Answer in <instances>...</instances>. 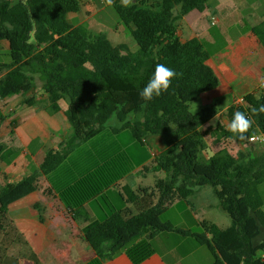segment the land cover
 <instances>
[{
    "label": "trees",
    "instance_id": "16d2710c",
    "mask_svg": "<svg viewBox=\"0 0 264 264\" xmlns=\"http://www.w3.org/2000/svg\"><path fill=\"white\" fill-rule=\"evenodd\" d=\"M215 4L216 0H133L125 8L114 0L111 6L139 47L132 52L126 44L114 45L104 34L90 38L86 28L73 26L67 16L81 10L80 0H0V42H8L10 58L0 64V98L32 93L39 77L48 97L46 109L56 113L59 103L66 101L71 124L68 137L46 154L37 172L0 192V220L13 203L37 191L39 177L45 176L49 187L44 193L56 194L75 220L88 222L84 205L132 172L130 158L120 145L97 139L116 116L120 126L115 133L130 130L139 142L149 136L170 137L154 167L166 179L152 192L125 188L127 201L137 213L114 209L103 221L83 227L96 254L88 264H105L122 250L133 264H141L154 252L152 241L164 232L194 238L209 250L214 264H264L260 193L264 156L248 153L236 158L223 149L202 158L207 143L201 128L217 111L213 107L191 111V104L216 90L220 81L200 39L182 42L177 24L192 11L203 12ZM253 31L264 45V22ZM157 64L178 76L167 92L144 101L139 93ZM244 101L227 110L229 121L234 112L242 111L254 121L246 135L264 133V113L252 112L264 105V88L247 94ZM25 103L35 105L36 99ZM137 114L142 120L131 121ZM216 137L248 141L235 138L220 125ZM206 186L230 217V227L203 221L202 233L194 234L161 221L175 199L188 202Z\"/></svg>",
    "mask_w": 264,
    "mask_h": 264
},
{
    "label": "crops",
    "instance_id": "0c3cea01",
    "mask_svg": "<svg viewBox=\"0 0 264 264\" xmlns=\"http://www.w3.org/2000/svg\"><path fill=\"white\" fill-rule=\"evenodd\" d=\"M80 1L81 10L68 14V21L75 27L86 28L90 38L104 34L110 40L111 37L106 34L109 30L106 18H110L108 11L112 6L104 0ZM257 4V0H216L214 8L203 12L194 10L177 24V35L182 42L200 39L210 53L209 64L220 81L216 90L200 97L212 103L209 107L217 111L201 131L205 139L211 134L214 140L222 142L221 150L226 149L236 158L248 153L255 157L264 156V149L250 150L244 142L216 137L217 127L220 125L227 129L230 122L227 110L240 98L261 89L259 81L264 77V45L253 28L264 22V10L256 13L253 8ZM111 33L112 38L121 34L118 30ZM0 44L4 45V51H9L8 42L2 41ZM28 95L20 93L0 98V192L7 184L18 183L37 172L46 154L51 149H57L71 132V124L65 114L68 107L63 108L60 102V111L51 113L46 109L45 101L42 102V97H37L35 105H27L25 101ZM139 171L141 169L131 172L103 192V197L117 191L125 203V209L137 213L127 201L125 188L138 193L136 186L139 188L148 178L138 177ZM38 183L37 191L13 203L0 220V264H88L96 254L85 237L83 227L90 222L100 221L91 207L97 198L82 209L88 222L77 221L56 194L44 193L49 187L45 176H40ZM260 193L264 199V182L260 186ZM210 195L217 200L210 201ZM189 199H194V207L189 206L185 210L189 212L193 209L196 221L206 218L207 213L216 212L215 219L206 222L222 229L231 226L230 217L221 208L210 186L199 189ZM181 203L175 199L169 208H177ZM196 205L200 206L199 215L195 210ZM174 226L192 232L183 224ZM261 237L264 240V230ZM152 246L153 254L141 264H214L209 250L192 237L164 232L152 241ZM105 264L133 262L122 250L106 260Z\"/></svg>",
    "mask_w": 264,
    "mask_h": 264
},
{
    "label": "rangeland",
    "instance_id": "374dc122",
    "mask_svg": "<svg viewBox=\"0 0 264 264\" xmlns=\"http://www.w3.org/2000/svg\"><path fill=\"white\" fill-rule=\"evenodd\" d=\"M259 4H257L256 7L253 9L256 13L264 10V0H257ZM252 10H249L248 12H251ZM111 15L110 18H106L107 20V35L109 36L110 40L115 44L124 43L129 46V48L136 52L138 50V45L136 41L134 40L131 29L126 27L119 16L117 15L116 11L110 7L108 11ZM107 15V13L105 14ZM69 20V18H68ZM73 23L76 22L72 19ZM118 30L121 34L118 35L116 38H112L111 31ZM222 43V42H221ZM5 47L3 44H0V62L5 63L7 61H10V58L8 56V51H4ZM36 88L32 93H29L28 98L34 97L37 99V97H42L43 101L46 102L47 99L45 97L47 96L42 88V81L39 79V77H36L35 80ZM41 93V94H40ZM210 105H213L212 103H207L205 99H199L196 102L191 104V111L193 113H197L201 111L204 108L209 107ZM63 108L68 107V103L66 101H62ZM223 108L222 106H220ZM131 121L136 120H142V115L137 114L130 117ZM120 126L119 121L117 120L116 116H113L111 120L108 122V124L105 127V130L101 136H99L97 139H103V141L107 143H115L120 145L127 153V155L130 158L131 163V169L132 172L139 171L140 176H147V180L142 182L139 185V188L136 186L138 190H147L148 192H152L156 188V184L166 179V174L164 172H158L154 169L155 167V159L156 157L163 152L168 144V141L170 140V137L167 135L163 136H149L143 140L142 142H139L136 140L130 130H124V131H118L115 133V130L118 129ZM214 137L210 134L206 136V142H207V148L204 152H202L201 157L202 158H209L212 155L216 154L221 150L223 145L222 142H217L213 139ZM251 150H261L264 149L263 144H253L247 145V148ZM234 151V150H233ZM154 152V153H153ZM155 154V156H154ZM146 168V169H145ZM133 184L135 185L134 180ZM191 198V197H190ZM207 198V197H206ZM208 199L210 201L217 200L213 196H208ZM194 199H189L188 203L186 201H182L181 205L177 208L171 207L169 208L165 213L161 216V221L164 223L171 222L173 225H181L183 224L184 227H189L192 230V233L199 234L202 233L203 229L201 227V222L206 220L215 219V215H217L216 212H210L205 215L206 218H201L200 222L196 221L195 213L193 212V209L189 210L187 212L185 209L189 208V206H193ZM91 207L93 211L95 212L96 216L100 221H103L107 215L111 214L114 209L116 210H122L125 209V203L122 201V199L119 196V193L117 191H112L108 196H100L96 200L93 201L91 204ZM196 212H198L200 206H195ZM200 217L201 214H200ZM208 222V221H207Z\"/></svg>",
    "mask_w": 264,
    "mask_h": 264
},
{
    "label": "clouds",
    "instance_id": "9594fccd",
    "mask_svg": "<svg viewBox=\"0 0 264 264\" xmlns=\"http://www.w3.org/2000/svg\"><path fill=\"white\" fill-rule=\"evenodd\" d=\"M106 4L113 5L114 0H105ZM121 5L125 8L130 7L133 0H120ZM178 76V73L173 69L165 66L164 64H157L155 70L149 79L146 86L139 93L140 97L144 101H151L153 97H159L163 93L167 92L174 78ZM259 86L264 88V77L260 78ZM253 114L264 113V105H261L258 109H252ZM254 121L242 111H236L233 113L231 121L227 125V130L233 134V136L241 141L246 139L256 140L255 136H247L250 129H252Z\"/></svg>",
    "mask_w": 264,
    "mask_h": 264
},
{
    "label": "built area",
    "instance_id": "2783aa9c",
    "mask_svg": "<svg viewBox=\"0 0 264 264\" xmlns=\"http://www.w3.org/2000/svg\"><path fill=\"white\" fill-rule=\"evenodd\" d=\"M244 103H245V101H244V97H243V98H240L239 100H237L234 103V105L238 108V107L242 106ZM251 136H255V137H257V139L256 140L248 139V141L246 142V145H248V144H250V145L263 144L264 145V133L254 134Z\"/></svg>",
    "mask_w": 264,
    "mask_h": 264
}]
</instances>
